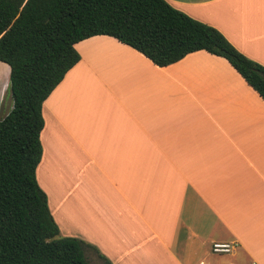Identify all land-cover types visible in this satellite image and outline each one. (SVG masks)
Segmentation results:
<instances>
[{
    "label": "crops",
    "instance_id": "0c3cea01",
    "mask_svg": "<svg viewBox=\"0 0 264 264\" xmlns=\"http://www.w3.org/2000/svg\"><path fill=\"white\" fill-rule=\"evenodd\" d=\"M166 1L264 66V0ZM74 46L42 104L36 168L60 235L111 264H264L260 95L204 50L160 67L108 35ZM12 108L0 61V119Z\"/></svg>",
    "mask_w": 264,
    "mask_h": 264
},
{
    "label": "trees",
    "instance_id": "16d2710c",
    "mask_svg": "<svg viewBox=\"0 0 264 264\" xmlns=\"http://www.w3.org/2000/svg\"><path fill=\"white\" fill-rule=\"evenodd\" d=\"M95 35L160 67L199 50L223 57L264 100V66L166 0H0V61L10 67L13 98L0 119V264H91L86 252L96 248L60 236L36 168L42 104L79 61L74 45Z\"/></svg>",
    "mask_w": 264,
    "mask_h": 264
},
{
    "label": "built area",
    "instance_id": "2783aa9c",
    "mask_svg": "<svg viewBox=\"0 0 264 264\" xmlns=\"http://www.w3.org/2000/svg\"><path fill=\"white\" fill-rule=\"evenodd\" d=\"M234 242H224V241H214L211 243V251L216 254H226L230 253L234 247H235ZM237 264V263H233Z\"/></svg>",
    "mask_w": 264,
    "mask_h": 264
},
{
    "label": "rangeland",
    "instance_id": "374dc122",
    "mask_svg": "<svg viewBox=\"0 0 264 264\" xmlns=\"http://www.w3.org/2000/svg\"><path fill=\"white\" fill-rule=\"evenodd\" d=\"M61 236V235H60ZM92 264H103V261L96 257L93 252H89V258Z\"/></svg>",
    "mask_w": 264,
    "mask_h": 264
}]
</instances>
